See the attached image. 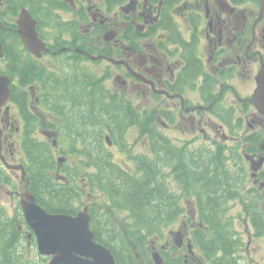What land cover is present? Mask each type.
<instances>
[{
    "label": "flooded vegetation",
    "instance_id": "obj_1",
    "mask_svg": "<svg viewBox=\"0 0 264 264\" xmlns=\"http://www.w3.org/2000/svg\"><path fill=\"white\" fill-rule=\"evenodd\" d=\"M263 85L264 0H0V264L54 258L27 193L115 264H264ZM150 178L170 203L135 223L113 193Z\"/></svg>",
    "mask_w": 264,
    "mask_h": 264
},
{
    "label": "water",
    "instance_id": "obj_2",
    "mask_svg": "<svg viewBox=\"0 0 264 264\" xmlns=\"http://www.w3.org/2000/svg\"><path fill=\"white\" fill-rule=\"evenodd\" d=\"M19 27L29 48L40 49L36 44L35 23L28 14L21 16ZM260 90H264V85L256 91ZM258 95L260 97L259 93ZM258 95L253 94V97ZM260 104L264 105V101ZM23 203L25 219L37 233L39 251L45 254L54 253L50 264H115L110 250L94 241V233L90 229V215L86 208L75 216L48 214L36 204L31 193L24 195ZM77 254L86 258H77Z\"/></svg>",
    "mask_w": 264,
    "mask_h": 264
},
{
    "label": "trees",
    "instance_id": "obj_3",
    "mask_svg": "<svg viewBox=\"0 0 264 264\" xmlns=\"http://www.w3.org/2000/svg\"><path fill=\"white\" fill-rule=\"evenodd\" d=\"M87 120L88 118L85 119V121ZM195 169L198 170L199 167ZM191 176L192 178L190 182L194 186L198 185L199 188L208 192L210 191L211 186L209 183L207 184L205 180H202L201 184H199V182L197 184V181L202 179L199 174L195 175L192 172ZM119 190L120 192L113 193V196H116L117 201L121 202L125 208H128L132 212V217L135 219V223L143 219H149L157 214H163L167 205L170 203V200L168 199L170 195L167 190L159 186L158 180H153L152 178H150L147 183H129L126 186L123 185L121 188L119 186ZM203 196L206 198V194H203ZM2 234L3 231L0 229V240L5 239L6 241L9 234ZM117 240H122V237ZM10 260L11 258L7 259L8 263H10Z\"/></svg>",
    "mask_w": 264,
    "mask_h": 264
},
{
    "label": "rangeland",
    "instance_id": "obj_4",
    "mask_svg": "<svg viewBox=\"0 0 264 264\" xmlns=\"http://www.w3.org/2000/svg\"><path fill=\"white\" fill-rule=\"evenodd\" d=\"M95 203L96 204H95V206H93V208L96 210L97 213L108 209L106 198L103 195L96 198ZM116 214H117V216L113 215V217L116 218L118 224L123 223L122 219L128 217V214L125 210H116ZM127 220H130V219H127ZM119 235H121V234H119ZM257 259H259V257H257Z\"/></svg>",
    "mask_w": 264,
    "mask_h": 264
},
{
    "label": "bare ground",
    "instance_id": "obj_5",
    "mask_svg": "<svg viewBox=\"0 0 264 264\" xmlns=\"http://www.w3.org/2000/svg\"><path fill=\"white\" fill-rule=\"evenodd\" d=\"M115 202H116V201H115ZM68 214H70V213H68ZM131 215H133V214H131ZM129 222H130V221H129ZM125 223H127V222H125ZM100 225H101V224H100ZM97 226H98V225H97ZM128 230H129V229H128ZM131 231H132V230H131ZM131 231H130V233H132ZM124 233H125V232H124ZM124 233H123V234H124ZM95 235H96V233H95ZM116 235H118V234L116 233ZM121 235H122V233H121ZM128 236H129V235H128ZM120 238H121V237H120ZM122 238H123V237H122ZM123 239H124V238H123ZM133 239H134V238H133ZM121 241H122V240H121ZM121 241H120V242H121ZM114 242H115V241H114ZM127 242H128V241H127ZM134 242H135V241H134ZM121 243H123V242H121ZM126 244H127V243H126ZM131 244H132V243H131ZM106 247H107V246H106ZM108 249H109V248H108ZM109 250H110V249H109ZM127 250H128V249H126V251H127ZM38 253H39V252H38ZM127 253H128V252H127ZM131 253H132V252H131ZM118 254H119V253H118ZM45 255H46V257H47V254H45ZM132 255H133V254H132ZM39 256H40V255H39ZM39 256H38V257H39ZM43 256H44V254H43ZM40 257H41V256H40ZM41 258H42V257H41ZM44 258H45V257H44ZM48 259H49V255H48ZM42 260H43V259H42ZM120 260H121V259H120ZM36 261H37V260H36ZM40 262H41V261H40ZM45 262H46V261H45ZM37 264H38V262H37ZM46 264H47V263H46Z\"/></svg>",
    "mask_w": 264,
    "mask_h": 264
}]
</instances>
